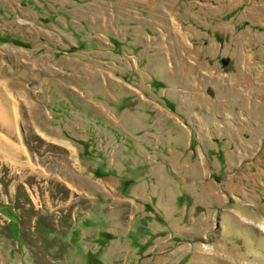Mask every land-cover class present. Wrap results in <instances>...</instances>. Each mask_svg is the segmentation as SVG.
Returning <instances> with one entry per match:
<instances>
[{"label": "rangeland", "instance_id": "rangeland-1", "mask_svg": "<svg viewBox=\"0 0 264 264\" xmlns=\"http://www.w3.org/2000/svg\"><path fill=\"white\" fill-rule=\"evenodd\" d=\"M123 6L0 0V264H264V0Z\"/></svg>", "mask_w": 264, "mask_h": 264}, {"label": "crops", "instance_id": "crops-1", "mask_svg": "<svg viewBox=\"0 0 264 264\" xmlns=\"http://www.w3.org/2000/svg\"><path fill=\"white\" fill-rule=\"evenodd\" d=\"M87 1L88 0H85V2H87ZM89 1H92V0H89ZM96 2L102 3L104 5L103 11H101V13L98 15V19L102 23L111 22V24H115V23L119 24L120 17H121V21H123L127 17L128 13L133 12V11H130V10L124 8V6H123L124 0H120V1H118V0H96ZM174 7H175L174 4L164 6L161 8L162 13H165L166 10H170ZM176 9L179 11V13H182L183 9H180L179 5H176ZM120 12H122V13H120ZM60 16L63 19H69V23H71V17L67 14V10H65V9L60 10ZM164 21L167 24L169 23V21H167L165 18H164ZM171 23H172V26L174 28H180V30L182 29L177 18H174L173 20H171ZM135 24H137V21L133 22L132 27L135 26ZM169 29H170V27H169ZM214 42H215V38L214 37L209 38V35L206 32L205 37H203V39L199 40L198 49L201 47H205V46H210L213 49Z\"/></svg>", "mask_w": 264, "mask_h": 264}, {"label": "bare ground", "instance_id": "bare-ground-1", "mask_svg": "<svg viewBox=\"0 0 264 264\" xmlns=\"http://www.w3.org/2000/svg\"><path fill=\"white\" fill-rule=\"evenodd\" d=\"M166 20L169 21L168 24L171 27V30L169 29V32L175 33L176 35H181L182 34V29L180 31L181 33H179V32H177V28H174L172 26L171 20H173V19H171V20L170 19H166ZM163 40L165 41L164 49L169 50L170 47H171V43L166 41V39H163ZM179 63H180V60H179ZM168 65H169V68H171V67H175L177 64H173V63L168 61ZM2 87H3L2 81L0 80V125L2 123L3 124H8L11 121L12 127H13L14 119H13V116H12V113L10 112V110L7 109L8 102H7V99L5 97L4 90H3ZM13 130H14V128H13ZM62 144L63 145H67V143H65V142H63ZM12 153H13V155L15 154L14 151ZM209 249H210V247H206V250H209Z\"/></svg>", "mask_w": 264, "mask_h": 264}, {"label": "trees", "instance_id": "trees-1", "mask_svg": "<svg viewBox=\"0 0 264 264\" xmlns=\"http://www.w3.org/2000/svg\"><path fill=\"white\" fill-rule=\"evenodd\" d=\"M2 41H5V39H4V40H2ZM90 264H97V263H91V262H90Z\"/></svg>", "mask_w": 264, "mask_h": 264}]
</instances>
